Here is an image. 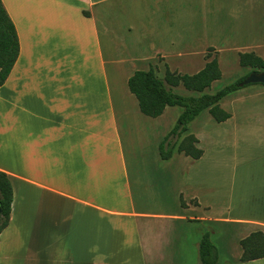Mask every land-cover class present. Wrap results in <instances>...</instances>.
Instances as JSON below:
<instances>
[{
	"label": "crops",
	"instance_id": "1",
	"mask_svg": "<svg viewBox=\"0 0 264 264\" xmlns=\"http://www.w3.org/2000/svg\"><path fill=\"white\" fill-rule=\"evenodd\" d=\"M1 2L19 54L0 86V170L13 189L0 264H198L200 237L213 236L209 225L264 233V192L247 204L230 194L226 203L234 170L224 173L225 158L264 154L256 147L264 132L238 128L239 115L223 107L231 116L217 123L230 124L243 152L209 155L199 143L200 113L187 132L193 127L201 157L162 160L159 143L180 110L148 117L127 87L134 71L160 58L201 65L196 72L208 49L219 66L227 53L264 58V0ZM232 93L234 102L245 94ZM233 200L257 213L218 211L233 209ZM240 239L223 246L227 256L241 254Z\"/></svg>",
	"mask_w": 264,
	"mask_h": 264
},
{
	"label": "trees",
	"instance_id": "2",
	"mask_svg": "<svg viewBox=\"0 0 264 264\" xmlns=\"http://www.w3.org/2000/svg\"><path fill=\"white\" fill-rule=\"evenodd\" d=\"M212 49H208L211 51ZM19 54V41L15 26L0 0V86L8 77ZM208 59L204 66L195 73H180L167 66L162 76H158L150 66L147 70H136L127 80L130 93L137 100L139 110L148 117L160 116L166 107H180V113L172 128L159 143L162 160H168L174 153H182L193 159L201 157L203 150L197 146L198 139L186 133L188 124L203 110H207L216 122L227 120L231 114L220 106V101L228 94L240 89L239 83L247 76L231 82L213 94L204 93L205 89L219 80L222 72L216 56ZM210 58V59H209ZM241 67L253 68L251 71H264V58L253 52L239 53ZM182 86L185 90L198 95H181L174 88ZM245 87V86H242ZM13 200V189L8 175L0 170V232L7 226ZM183 204V202H182ZM241 254L239 262L244 263L264 258V233L261 230L250 232L239 240ZM198 256L201 264H217V253L209 234L204 233L198 242Z\"/></svg>",
	"mask_w": 264,
	"mask_h": 264
},
{
	"label": "rangeland",
	"instance_id": "3",
	"mask_svg": "<svg viewBox=\"0 0 264 264\" xmlns=\"http://www.w3.org/2000/svg\"><path fill=\"white\" fill-rule=\"evenodd\" d=\"M208 53L210 55V58L216 56L218 59V54L217 52H215V50H206L203 56L202 64L208 60L206 58V54ZM171 59L172 62L187 61L186 59L176 60V58H170V61ZM220 64V68L222 71L221 78L214 81L209 88L205 89L204 93L213 94L223 86L234 82L245 75H248L250 72H252L251 70H253V68L250 67H241L238 63V59L234 58L232 56V53L225 54L221 58ZM166 66H168L171 70H177L180 73L192 74L195 73L197 67H200L201 65L197 66L194 64H172L169 66L165 64L161 58L153 65L158 76L163 75ZM241 88L245 92V94L242 95V97H244L242 100L234 102L236 99L240 98H237L236 94L232 93L224 98L225 101H223L224 103H220V106L222 108L226 107L230 109V111H232L233 109L236 114L239 115L238 128H247L248 126L255 127L257 128L255 129L256 132L258 134H261L262 132H264V109H260L259 107L264 106V85L260 83H252ZM174 91L184 96L199 94L196 92L187 91L182 86L174 88ZM247 107L250 108V110ZM179 108L180 107L174 106L169 107L168 109H173L176 112H179ZM199 116V121L198 123H196L198 124V128L196 129H198L200 147L204 149L207 154L210 155L218 153L221 155L230 156L233 154L240 155L243 152V141L241 139L236 141L231 138V135L228 134L230 124L217 123L216 121H214L207 110H203L201 112V115ZM173 123L174 121L171 122V125ZM189 129L190 127L188 126V131ZM191 131L194 132L193 127L191 128ZM256 147L261 148L262 152H264V144H256ZM224 164L227 165L226 169L224 170L225 175H227L231 170H234L233 180L230 179L232 180L231 185L232 189H234V192L229 191L230 188L226 187V203L229 202L230 194L233 196L234 200L235 197H242L245 204H247L253 192H264V154L257 156V158L251 161L249 160L236 162V160L232 161L229 158H225ZM234 200L232 202L234 207L233 209L224 208L218 209V211L224 213L226 212L229 217L237 216L240 218L248 217L251 215V213H257V211H252L251 209H247L246 207L235 208L237 206ZM193 230L195 231L194 228ZM208 231L214 236L210 237V239L216 247L217 264H242L238 260L240 254L233 257L227 256L225 250L223 249V246L236 245V241L238 240V238L245 237L248 234L249 230L246 227L231 223L225 224L223 227L209 225ZM192 262L193 264H195L193 260ZM196 262L198 264H201L198 259Z\"/></svg>",
	"mask_w": 264,
	"mask_h": 264
},
{
	"label": "water",
	"instance_id": "4",
	"mask_svg": "<svg viewBox=\"0 0 264 264\" xmlns=\"http://www.w3.org/2000/svg\"><path fill=\"white\" fill-rule=\"evenodd\" d=\"M252 83L264 84V71H252L250 72L240 83L239 85L245 86ZM2 216V206L0 203V217Z\"/></svg>",
	"mask_w": 264,
	"mask_h": 264
}]
</instances>
